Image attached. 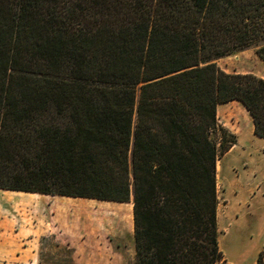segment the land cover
I'll return each mask as SVG.
<instances>
[{
  "label": "trees",
  "instance_id": "trees-1",
  "mask_svg": "<svg viewBox=\"0 0 264 264\" xmlns=\"http://www.w3.org/2000/svg\"><path fill=\"white\" fill-rule=\"evenodd\" d=\"M250 45L264 0H0V188L131 200L135 264L220 263L216 107L264 137V78L215 59Z\"/></svg>",
  "mask_w": 264,
  "mask_h": 264
},
{
  "label": "crops",
  "instance_id": "crops-1",
  "mask_svg": "<svg viewBox=\"0 0 264 264\" xmlns=\"http://www.w3.org/2000/svg\"><path fill=\"white\" fill-rule=\"evenodd\" d=\"M239 102L232 99L218 103L216 117L218 124L235 136V142L227 152L238 149L241 153L240 158L243 156L244 159L242 162L255 155V165L260 168L255 185L259 189L264 184V137L254 134L252 117ZM225 110H230L228 117L223 115ZM244 169L245 176L238 175L234 179L235 188H237L234 191L235 196L239 191L247 193L253 190L247 187V182L243 184L244 181H241V177H246L248 174L246 166ZM256 176L257 172L254 171L253 177L256 178ZM30 192L33 194L31 203L21 206L17 212L6 205L0 206V262L2 264H38L42 240L53 235L71 241L81 238L85 233H90L92 229L88 227L87 221L92 216V208L101 206L94 198ZM254 193L253 190L252 194ZM260 193L261 201L258 202L256 213L245 214L244 220L242 219L243 226L234 235L236 240L237 236L245 239L246 250L247 246L252 249L249 254H245L244 258L243 254L241 257L236 255L228 257L224 254L231 264H256L258 253L264 249V187ZM232 214L229 213L228 216L231 218L234 216ZM235 218L237 219V214ZM220 219L217 213V225ZM220 226H222L220 230L223 231L222 228L225 226L223 223ZM236 240H233L234 245Z\"/></svg>",
  "mask_w": 264,
  "mask_h": 264
},
{
  "label": "rangeland",
  "instance_id": "rangeland-1",
  "mask_svg": "<svg viewBox=\"0 0 264 264\" xmlns=\"http://www.w3.org/2000/svg\"><path fill=\"white\" fill-rule=\"evenodd\" d=\"M215 63L226 72H249L264 78V62L256 54L255 45L216 58ZM235 101L238 100L235 99ZM229 111L225 110L223 115L228 117ZM226 131L228 132V130ZM213 137L219 145L222 141L220 133L216 132ZM227 150L220 155L217 162L216 190L218 204L216 213H218L219 219L221 218L217 225V243L222 254L221 262L218 264H231L224 254L228 257L233 255L241 257L243 254L242 257L244 258L245 254H249L252 249V247L247 246L246 250L245 239L237 236L236 240L234 235L243 226L242 219L244 220L245 214L256 213L258 202L261 201L260 192L264 187V184H262L257 189L255 185L260 169L259 166L255 165V155L242 162L244 159L243 156L240 158L241 153L238 149L228 152ZM244 166H246L248 174L246 177H241V181H244L243 184L247 182V187L253 189L255 193L252 194L253 190L251 192L247 191V193L239 191L235 196L234 191L237 188H235L234 179L238 175L245 176ZM254 171L257 172L256 178L253 177ZM100 200L104 199H96L98 203ZM229 213H233L234 216L230 218ZM236 214L237 219L235 218ZM220 223L225 226L222 228L223 231L220 230L222 227ZM87 224H89L88 227L92 231L85 233L81 238L69 241L61 236L50 235L43 240L38 264H135L134 236L130 224H121L116 217L102 209L101 206L92 208V216L88 218ZM233 240H236V245H234ZM259 256L262 259V264H264V249L258 253ZM0 264L2 263L0 262Z\"/></svg>",
  "mask_w": 264,
  "mask_h": 264
},
{
  "label": "bare ground",
  "instance_id": "bare-ground-1",
  "mask_svg": "<svg viewBox=\"0 0 264 264\" xmlns=\"http://www.w3.org/2000/svg\"><path fill=\"white\" fill-rule=\"evenodd\" d=\"M32 197L33 194L30 191L0 189V206L6 205L17 212L21 206L30 204ZM99 203L102 209L116 217L121 224H130L131 228H133L132 201L104 200Z\"/></svg>",
  "mask_w": 264,
  "mask_h": 264
}]
</instances>
